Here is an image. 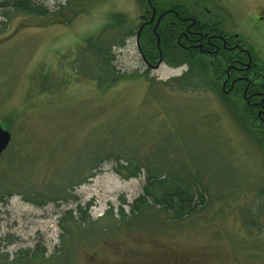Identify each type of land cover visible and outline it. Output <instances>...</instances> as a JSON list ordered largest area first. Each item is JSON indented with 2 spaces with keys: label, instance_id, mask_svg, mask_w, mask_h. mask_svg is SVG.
<instances>
[{
  "label": "rangeland",
  "instance_id": "obj_1",
  "mask_svg": "<svg viewBox=\"0 0 264 264\" xmlns=\"http://www.w3.org/2000/svg\"><path fill=\"white\" fill-rule=\"evenodd\" d=\"M4 1L0 121L12 139L0 155V264H264V141L243 100L210 88L209 59L194 58L190 76L175 51L148 66L141 48L156 64L155 37L136 39L147 0H35L46 16ZM184 1L211 3L264 54V0ZM102 31L124 74L105 87L93 59L81 61ZM124 157L197 185L205 201L179 220L153 208L132 217L147 172H116ZM32 191L60 196L36 203Z\"/></svg>",
  "mask_w": 264,
  "mask_h": 264
},
{
  "label": "flooded vegetation",
  "instance_id": "obj_2",
  "mask_svg": "<svg viewBox=\"0 0 264 264\" xmlns=\"http://www.w3.org/2000/svg\"><path fill=\"white\" fill-rule=\"evenodd\" d=\"M147 3V12L137 32L140 27L141 35L143 31L152 32L158 52L157 62L161 57L164 61L169 51H175L187 64L185 73L190 76L196 68L192 63L194 58L198 55L207 57L212 67L207 72L210 88L220 90L225 101L243 100L245 108L249 109L244 117L250 120V130L264 141L263 51L246 47L240 32H227L222 19L219 20V13L209 6L211 3L196 1L195 6L184 0L170 3L147 0ZM196 6L200 12L193 9ZM141 54L148 66L156 68L142 48Z\"/></svg>",
  "mask_w": 264,
  "mask_h": 264
},
{
  "label": "trees",
  "instance_id": "obj_3",
  "mask_svg": "<svg viewBox=\"0 0 264 264\" xmlns=\"http://www.w3.org/2000/svg\"><path fill=\"white\" fill-rule=\"evenodd\" d=\"M1 5L13 7L16 10L32 15L46 16L49 13L47 8L35 0H5ZM8 12L9 10L4 14L8 15ZM113 18L115 23L121 24L123 21V15L121 13L114 14ZM104 35L103 31L90 35L85 40V44L82 47L84 53L82 51L81 61L85 66V60H87L88 57H90V61L93 59L92 62L95 65V71L89 74L97 79L99 87L110 86L124 76L123 73L116 71V67L113 63L115 54L112 47L114 44ZM142 36L144 35L142 34ZM140 39H142V37ZM145 55L147 59H149L150 55L146 54V52ZM113 154H117L118 157L121 155H118V153ZM10 158L11 154L9 152L5 159L10 161ZM122 159H126V162L119 161L118 166L115 167L116 172L125 176L139 175L143 168H146L147 172L143 192L131 203L130 214H132V217L141 216L147 213L148 208H153L157 211L165 212L169 215L170 219L179 220L185 215L192 214L197 209V206L205 201L206 195L197 185L195 186V184L185 182L183 179L176 178L171 173H165L156 167H150L151 164L144 166L138 160H133L132 158L124 157ZM125 172L127 174H125ZM8 193L9 191L7 194ZM59 196L57 192L53 195L50 194L45 196V194L36 195L32 191L25 197L26 199L38 203L41 201L55 200ZM0 199H2V197H0ZM89 205L90 204H88V206ZM78 209L80 212L86 213V211L80 207V204L78 205ZM68 212L70 215L73 213L71 210ZM124 215H126V213H124ZM128 219H132L131 216H129ZM27 254L28 253L17 256V258H30L34 256L33 253L31 256ZM41 254H45L44 249H41L39 256H42Z\"/></svg>",
  "mask_w": 264,
  "mask_h": 264
},
{
  "label": "water",
  "instance_id": "obj_4",
  "mask_svg": "<svg viewBox=\"0 0 264 264\" xmlns=\"http://www.w3.org/2000/svg\"><path fill=\"white\" fill-rule=\"evenodd\" d=\"M141 28L142 27H140V29H139V31L137 32V35H136V39H137L138 45H139V41H140ZM161 61H162V57L155 64V67H158L160 65ZM11 139H12L11 132L0 121V155L8 147Z\"/></svg>",
  "mask_w": 264,
  "mask_h": 264
}]
</instances>
